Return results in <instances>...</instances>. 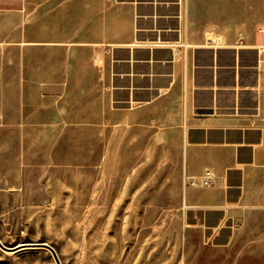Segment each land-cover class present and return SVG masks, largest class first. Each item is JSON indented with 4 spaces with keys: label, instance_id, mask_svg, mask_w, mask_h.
<instances>
[{
    "label": "crops",
    "instance_id": "obj_1",
    "mask_svg": "<svg viewBox=\"0 0 264 264\" xmlns=\"http://www.w3.org/2000/svg\"><path fill=\"white\" fill-rule=\"evenodd\" d=\"M263 48L264 0H0V199L109 169L174 264H264Z\"/></svg>",
    "mask_w": 264,
    "mask_h": 264
},
{
    "label": "rangeland",
    "instance_id": "obj_2",
    "mask_svg": "<svg viewBox=\"0 0 264 264\" xmlns=\"http://www.w3.org/2000/svg\"><path fill=\"white\" fill-rule=\"evenodd\" d=\"M119 184L123 187L116 196L108 169L99 181L102 198L94 193L93 183L88 187L66 181L57 195L36 196L32 203H15L14 197L0 199V242L5 247L45 243L60 264H174L172 221L142 217L145 211L152 216L161 210L174 211L173 205L132 203L130 198L139 189L130 193L124 183ZM0 264L55 263L43 249H22L0 250Z\"/></svg>",
    "mask_w": 264,
    "mask_h": 264
},
{
    "label": "built area",
    "instance_id": "obj_3",
    "mask_svg": "<svg viewBox=\"0 0 264 264\" xmlns=\"http://www.w3.org/2000/svg\"><path fill=\"white\" fill-rule=\"evenodd\" d=\"M205 44L208 47H218V45L210 39L207 40ZM156 45L159 46L158 43H156ZM169 47L171 50L176 49L178 47L185 50L187 48V45H185V43H181V44L171 43ZM261 52L264 54V48L261 49ZM261 62L264 68V59ZM214 181H215V174L209 170H204L203 173L198 178H192V177L187 178L186 185L191 188L199 187L205 189L211 187L214 184Z\"/></svg>",
    "mask_w": 264,
    "mask_h": 264
},
{
    "label": "water",
    "instance_id": "obj_4",
    "mask_svg": "<svg viewBox=\"0 0 264 264\" xmlns=\"http://www.w3.org/2000/svg\"><path fill=\"white\" fill-rule=\"evenodd\" d=\"M22 249H43L49 253L55 264H60L53 248L45 243H22L13 247H5L0 242V250L3 252L14 253Z\"/></svg>",
    "mask_w": 264,
    "mask_h": 264
}]
</instances>
